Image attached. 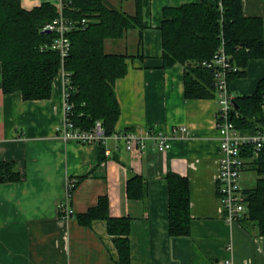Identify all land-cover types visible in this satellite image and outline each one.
Wrapping results in <instances>:
<instances>
[{"label": "crops", "instance_id": "1", "mask_svg": "<svg viewBox=\"0 0 264 264\" xmlns=\"http://www.w3.org/2000/svg\"><path fill=\"white\" fill-rule=\"evenodd\" d=\"M60 7L61 0H43ZM112 8L134 15L135 0H105ZM200 0H141L144 34L138 31L118 41L108 40L107 53L128 54V71L117 80L121 106L117 131H163L173 135L171 147L129 151L113 138L104 144L64 140L58 127L65 119V85L59 73L53 95L25 100L6 94L0 64V162H15L22 180L0 183V264H118V252L104 220L91 227L75 215L86 212L107 195L112 217L131 218V264H264V237L247 231L240 222L223 219L218 195L220 134L215 98L185 95V68L164 67L160 25L163 9ZM40 0H21L32 10ZM247 17H261L264 0H243ZM142 50L143 57H139ZM247 74L230 83L236 94H252L264 77V59L248 64ZM187 127L185 135L179 127ZM252 171L246 168L243 172ZM189 180L191 233H169V191L166 175ZM140 176L147 186L145 201L128 198V182ZM85 177L72 197L69 184ZM65 203L74 217L65 219ZM229 262V263H228Z\"/></svg>", "mask_w": 264, "mask_h": 264}, {"label": "trees", "instance_id": "2", "mask_svg": "<svg viewBox=\"0 0 264 264\" xmlns=\"http://www.w3.org/2000/svg\"><path fill=\"white\" fill-rule=\"evenodd\" d=\"M134 15L110 7L105 0H61L65 19L75 24L67 32L71 47L62 63L52 44L56 32L43 28L59 16V7L44 2L32 10L23 8L21 0H0V64L2 88L6 94L21 93L25 100H46L53 95V82L63 67L70 80L67 86L69 119L75 128L91 131L101 122L106 136L117 131L121 106L115 91L117 80L126 76L128 54L107 53L108 40L123 39L130 31L139 34L142 46L144 16L141 0H135ZM222 4L220 9L219 4ZM85 21V22H84ZM162 59L165 68L180 63L185 68V95L191 99L216 97L213 69L203 63L211 61L224 48L231 64L237 68L228 74L231 81L247 74L248 64L264 59V23L261 17H247L243 0H200L197 3L167 6L160 25ZM138 56L143 57L142 50ZM232 121L242 134H255L264 129V77L252 94L234 95ZM101 144L100 160L104 159ZM246 148V168L257 173L256 184L244 190L248 214L240 224L249 232L256 230L264 237V148L253 157ZM85 177L72 181L69 197ZM22 180L15 162H0V183ZM169 191V233L189 236L191 203L189 180L177 173L166 175ZM128 198L145 201L147 186L140 176L127 183ZM86 212L75 215L78 222L91 227L104 220L117 249L118 264H131V218L112 217L107 195ZM61 213H63L61 211ZM74 217V215H73Z\"/></svg>", "mask_w": 264, "mask_h": 264}, {"label": "built area", "instance_id": "3", "mask_svg": "<svg viewBox=\"0 0 264 264\" xmlns=\"http://www.w3.org/2000/svg\"><path fill=\"white\" fill-rule=\"evenodd\" d=\"M222 9V4H219ZM85 22V21H84ZM75 24L65 19L62 11V5L59 7V16L52 22L48 23L43 31L56 32L58 34L52 47L58 51L64 62L69 53L71 43L67 36V32L74 28ZM203 65L208 69L214 70L216 79V97L218 103L217 123L215 124L220 134V159H219V175L217 177L218 195L222 204L223 219L229 224L239 222L248 214V206L246 204L244 190L240 187L241 175L246 166V160L243 152L246 148L251 147L253 157H258L264 148V129L258 130L255 134H242L234 122L231 120L234 113L235 94L230 90L228 82V74L237 71L230 61V57L226 54L225 49L221 48L215 57ZM60 73L63 74L65 93V119L63 124L58 127L59 136L68 141L74 140L80 144L105 143L108 139L113 138L116 141L123 142L126 149L133 151L139 149L143 151L147 147H152L160 152H166L171 147L173 135L163 131L144 130L142 132H124L116 131L111 136H106L102 128L101 122H97L91 131H83L75 128L70 122L69 113L70 105L67 102V86L70 80L66 77V73L61 68ZM179 130L185 135H189L190 131L187 127H179ZM71 183L68 185L70 189ZM60 210L63 212L64 218H72L73 211L67 207L65 203H61ZM229 263V262H228Z\"/></svg>", "mask_w": 264, "mask_h": 264}, {"label": "rangeland", "instance_id": "4", "mask_svg": "<svg viewBox=\"0 0 264 264\" xmlns=\"http://www.w3.org/2000/svg\"><path fill=\"white\" fill-rule=\"evenodd\" d=\"M30 2L32 0H29ZM43 0H40L42 3ZM258 177L257 173L254 171H246L243 172L241 175L240 179V187L245 190V189H250L255 186L256 184V178Z\"/></svg>", "mask_w": 264, "mask_h": 264}, {"label": "water", "instance_id": "5", "mask_svg": "<svg viewBox=\"0 0 264 264\" xmlns=\"http://www.w3.org/2000/svg\"><path fill=\"white\" fill-rule=\"evenodd\" d=\"M237 108V106H235Z\"/></svg>", "mask_w": 264, "mask_h": 264}]
</instances>
